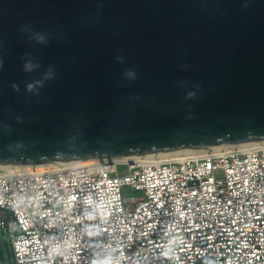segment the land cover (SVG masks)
<instances>
[{"label": "water", "instance_id": "obj_1", "mask_svg": "<svg viewBox=\"0 0 264 264\" xmlns=\"http://www.w3.org/2000/svg\"><path fill=\"white\" fill-rule=\"evenodd\" d=\"M262 141L264 0H0V166Z\"/></svg>", "mask_w": 264, "mask_h": 264}, {"label": "built area", "instance_id": "obj_2", "mask_svg": "<svg viewBox=\"0 0 264 264\" xmlns=\"http://www.w3.org/2000/svg\"><path fill=\"white\" fill-rule=\"evenodd\" d=\"M47 165L0 167L14 264H264V146Z\"/></svg>", "mask_w": 264, "mask_h": 264}, {"label": "bare ground", "instance_id": "obj_3", "mask_svg": "<svg viewBox=\"0 0 264 264\" xmlns=\"http://www.w3.org/2000/svg\"><path fill=\"white\" fill-rule=\"evenodd\" d=\"M256 146H264V141L262 142H254V143H243V144H235V145H224V146H216L212 147L209 149H198V150H186V151H180V152H173V153H159L155 154L154 156H157L159 159H175V158H181V157H197L204 155L206 153H212V152H219V151H225V152H230L233 150L237 149H245L249 147H256ZM150 156V155H147ZM140 157H126V158H119V159H113V162H129L131 160H135ZM26 167L32 166V165H25ZM35 166H50V165H45V164H37ZM0 167H5V166H0Z\"/></svg>", "mask_w": 264, "mask_h": 264}, {"label": "rangeland", "instance_id": "obj_4", "mask_svg": "<svg viewBox=\"0 0 264 264\" xmlns=\"http://www.w3.org/2000/svg\"><path fill=\"white\" fill-rule=\"evenodd\" d=\"M122 168L120 167V170ZM126 196H132V193L128 188L124 189ZM8 231L6 229H0V262L3 264H14L12 257V248L9 241Z\"/></svg>", "mask_w": 264, "mask_h": 264}]
</instances>
